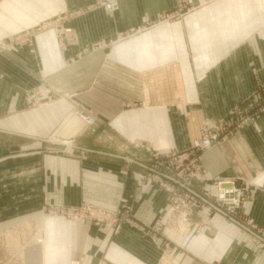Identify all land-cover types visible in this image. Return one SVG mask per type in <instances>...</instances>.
<instances>
[{
	"label": "crops",
	"instance_id": "0c3cea01",
	"mask_svg": "<svg viewBox=\"0 0 264 264\" xmlns=\"http://www.w3.org/2000/svg\"><path fill=\"white\" fill-rule=\"evenodd\" d=\"M96 1L0 0V39L31 37L0 50V225L40 226L44 264H264L221 215L195 211L180 231L164 189L122 155L130 140L188 150L205 121L250 108L264 86V0H120L113 13ZM63 11L69 31L39 28ZM199 164V189L237 179L254 193L242 215L264 224V110ZM82 202L131 205L137 224L47 212Z\"/></svg>",
	"mask_w": 264,
	"mask_h": 264
},
{
	"label": "built area",
	"instance_id": "2783aa9c",
	"mask_svg": "<svg viewBox=\"0 0 264 264\" xmlns=\"http://www.w3.org/2000/svg\"><path fill=\"white\" fill-rule=\"evenodd\" d=\"M184 2V0L179 1V10H182ZM95 4L106 12L113 13L119 9L120 0H97ZM61 14L52 20L43 21L39 28L55 27L59 34L69 31L68 28L59 25L60 21L68 15V11H63ZM179 15V13L166 14L161 20H172ZM10 41L27 43L31 41V37L29 33H26L13 35L10 40H0V50L8 47ZM263 110L264 86H259L249 109L236 107L227 117L205 121L201 126L199 137L193 141L190 149L157 150L140 141L130 140L127 149L132 150L131 156L124 157L128 162L142 168L146 179H150L152 183L164 189L170 201L168 210L170 216L177 214L181 221L189 223L195 211L206 210V218L213 214L221 215L238 225L252 242L264 251V224H258L241 213L242 204L254 196L252 190L247 189L244 184H237V179L220 180L216 182L217 194L212 196L195 184V180L202 178L199 166L201 154L225 138L238 135L245 125L255 123V115ZM86 121L90 124L95 119L87 116ZM250 184L254 183L251 181ZM47 212L65 218L89 219L96 225L107 224L115 230H118L125 221L131 225L137 224L131 216V205H126L120 211L110 212L94 204L82 202L72 206H50Z\"/></svg>",
	"mask_w": 264,
	"mask_h": 264
},
{
	"label": "rangeland",
	"instance_id": "374dc122",
	"mask_svg": "<svg viewBox=\"0 0 264 264\" xmlns=\"http://www.w3.org/2000/svg\"><path fill=\"white\" fill-rule=\"evenodd\" d=\"M64 142L69 143L67 140H64ZM127 150L122 155L130 157L132 150L129 149V153ZM184 227L185 224L181 221L180 231H184ZM172 230L171 228L167 229L168 232ZM43 237L40 226H37L31 219H17L16 221L1 224L0 264H31L30 259L35 251L39 254L41 253L43 259ZM24 251L25 253L23 254ZM42 264H44V260H42Z\"/></svg>",
	"mask_w": 264,
	"mask_h": 264
},
{
	"label": "bare ground",
	"instance_id": "6f19581e",
	"mask_svg": "<svg viewBox=\"0 0 264 264\" xmlns=\"http://www.w3.org/2000/svg\"><path fill=\"white\" fill-rule=\"evenodd\" d=\"M168 234L174 235L173 230L169 231ZM24 253H25V251L23 252V254ZM40 257H41V253L39 254V253H37V251H35V253H33V255H32L31 259H30L31 264H42V261H41Z\"/></svg>",
	"mask_w": 264,
	"mask_h": 264
}]
</instances>
